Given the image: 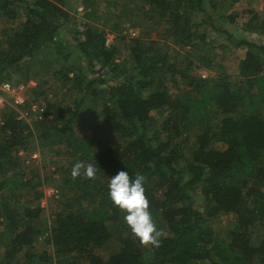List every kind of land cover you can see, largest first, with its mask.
Masks as SVG:
<instances>
[{
	"label": "trees",
	"instance_id": "1",
	"mask_svg": "<svg viewBox=\"0 0 264 264\" xmlns=\"http://www.w3.org/2000/svg\"><path fill=\"white\" fill-rule=\"evenodd\" d=\"M223 1L141 2L149 24L165 25L163 36L199 51L195 57L192 52L185 54L189 65L195 63L197 68L210 63L209 53L202 49L209 33L244 49L234 80L221 72L212 84L181 73L175 63L167 64V51L161 52L163 45L155 47L158 43L152 40L132 38L129 58L116 62L117 49L107 47L105 30L92 24L75 31L74 52L60 57L54 37L60 26L73 22L74 0H0L4 17L14 19L22 6L26 14L8 39L15 52L9 62L54 49L58 60L68 63L61 64L62 71H53L55 80H72L77 89L73 108H59L57 115L44 111L33 124L39 128V138L53 136L65 142L70 157L58 187L71 192L72 201L64 204L62 213L53 215L49 231L43 232L57 253L75 254L87 264H264V42L236 38L217 27L211 15ZM94 12L84 16L89 19ZM199 14L201 18L195 22ZM257 31L264 37V24ZM170 69L172 75L185 74L188 97L167 92L163 76ZM4 72L0 67V79L10 81V73ZM89 74L95 76L89 80ZM19 77L17 81L26 80V76ZM86 102L95 105V112L111 132L125 139L122 144L115 149L93 148L71 136L72 124ZM211 110L222 117L213 126L199 125L211 116ZM155 112L163 116L157 117ZM3 117L0 177L17 169L13 153L32 142L34 135L33 128L13 112ZM216 144L222 147L218 149ZM78 160L92 163L101 177L85 178L81 169V175L73 179L71 168ZM123 168L146 177L145 194L161 230L159 246L140 243L124 222V212L109 199L108 177ZM20 177L0 180V190L8 183L17 189L22 184ZM85 202L89 206H83ZM17 208L0 199V218L9 224L12 234L2 246L0 264H26L31 252L26 250L21 263L15 262V256L30 248L42 232L38 205L24 202ZM219 214L236 216L237 227L228 243L213 238L210 231ZM109 244L114 249L106 247Z\"/></svg>",
	"mask_w": 264,
	"mask_h": 264
},
{
	"label": "rangeland",
	"instance_id": "2",
	"mask_svg": "<svg viewBox=\"0 0 264 264\" xmlns=\"http://www.w3.org/2000/svg\"><path fill=\"white\" fill-rule=\"evenodd\" d=\"M141 2L142 0H74V11L71 12L74 17L73 22L60 26L54 37L59 44L60 57L74 52L75 31H81L85 25L92 24L98 28L102 26L105 30V45L115 47L118 51L115 57L116 62L129 58V46H132L130 41L132 38L147 39L158 43L155 47L163 45L161 52L167 51L166 63H175V68L180 69L181 73L190 77L204 78L212 84L216 80V75L221 72L228 74L231 82L234 80L238 73V64L244 57L243 48L232 47L223 38L212 32L213 34L209 33L204 41V46H202L203 51H207L211 57L210 63L207 66L197 68L195 63L189 65L188 61H185V54L192 52L195 57L199 51L194 52L190 47L176 45L170 41L168 36H163L162 31L165 29V25L156 27L155 24H149V20L146 19L145 8L141 7ZM16 10L18 13L14 19L6 18L0 12V67L5 72L10 73L9 79L12 82L21 79L19 75L21 77L26 76L25 79L27 77L34 78L36 86L28 93V102L38 106L40 115L44 111L48 112V110L53 115H57L59 108H73V100L77 91L76 85L72 80L66 82L55 80L53 71H62L61 64L68 63L64 60H58L59 55L54 53V49L45 50L40 54L35 53L33 56H24L21 61L16 63L9 62L15 52L8 46V39L12 38L19 25L26 18L23 6ZM125 10L128 13H119ZM91 11L95 12L87 19L84 14ZM214 12L211 17L218 24L217 27L226 30L236 38H245L254 42L262 40L264 42L263 34L257 31V27L264 24V0H237L234 3L231 0H224ZM201 16L199 14L195 22H199ZM219 45H225L227 48L222 50L218 48ZM15 70H20V72ZM5 72L3 74H6ZM165 73L163 77L167 92L172 96L188 97L189 87L186 78L183 77L185 74L182 76L172 75V69ZM67 74L69 75L68 72ZM161 74L158 72V77H161ZM94 76L95 74H89L87 78L90 80ZM123 78L122 75L120 79ZM102 88L103 86L98 87V89ZM158 113L160 112H155L157 117L163 116H158ZM210 115L206 121L200 120L199 125L213 126L216 120L222 117L215 110H211ZM67 117L68 114L66 113L63 120ZM34 122L36 121L28 123L33 128L32 142L26 143L25 147H21L13 153L16 155L19 166L15 171L7 172L0 177V180H7V178L12 180L18 174L21 176L20 182L22 184L20 187L12 189L11 183H8L5 188L0 190V199L5 200L9 207L19 209L17 204L21 208L24 202H30L31 205H38L41 209L39 220L42 224V232L35 238L30 248L22 250L15 256L17 259L15 262H23L27 257L24 256L25 252L28 250L32 256L28 255L26 264H87L84 260H77L75 254L62 255L57 253L45 235L49 231L53 215L62 213L63 208H65L64 204L72 201V193L67 190L61 191L58 187L61 171L68 166L70 157L65 142L58 141V137L39 138V128L37 125L33 126ZM71 136L89 142L93 148L107 146L115 149L125 140L109 130V127L103 122L102 116L95 112V105L89 102L83 105L72 124ZM215 147L220 149L222 145L216 144ZM95 177L101 176L97 174ZM106 179L107 176L105 175L103 180ZM83 206H89V202L83 203ZM19 225L21 226V224ZM236 227L237 220L234 214H219L211 222L210 231L213 238L228 243L231 232ZM10 231L9 224L0 218V259L3 258V244L12 237ZM44 231L47 232L43 233ZM110 244L106 247H110L111 250L114 249Z\"/></svg>",
	"mask_w": 264,
	"mask_h": 264
},
{
	"label": "clouds",
	"instance_id": "3",
	"mask_svg": "<svg viewBox=\"0 0 264 264\" xmlns=\"http://www.w3.org/2000/svg\"><path fill=\"white\" fill-rule=\"evenodd\" d=\"M85 178H95L97 169L92 163L85 165L76 161L71 168L73 179L81 175ZM146 177L142 173L130 174L125 168L110 176L108 181V196L114 206L124 212V222L131 233L142 244L159 246L161 230L153 217L149 207V200L145 194Z\"/></svg>",
	"mask_w": 264,
	"mask_h": 264
},
{
	"label": "built area",
	"instance_id": "4",
	"mask_svg": "<svg viewBox=\"0 0 264 264\" xmlns=\"http://www.w3.org/2000/svg\"><path fill=\"white\" fill-rule=\"evenodd\" d=\"M35 86L36 81L33 78L14 82L0 79V137L5 127L3 114L7 112H13L14 117L29 124L40 119L38 106L28 102V93Z\"/></svg>",
	"mask_w": 264,
	"mask_h": 264
},
{
	"label": "crops",
	"instance_id": "5",
	"mask_svg": "<svg viewBox=\"0 0 264 264\" xmlns=\"http://www.w3.org/2000/svg\"><path fill=\"white\" fill-rule=\"evenodd\" d=\"M31 77H27L26 79H30ZM34 79V78H33Z\"/></svg>",
	"mask_w": 264,
	"mask_h": 264
}]
</instances>
